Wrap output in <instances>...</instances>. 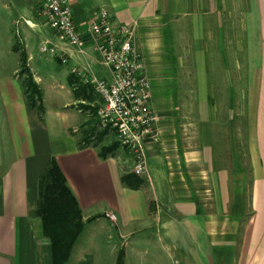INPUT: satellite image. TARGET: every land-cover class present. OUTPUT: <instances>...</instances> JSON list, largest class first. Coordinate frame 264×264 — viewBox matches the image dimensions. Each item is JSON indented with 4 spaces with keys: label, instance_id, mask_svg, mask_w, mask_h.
<instances>
[{
    "label": "crops",
    "instance_id": "obj_1",
    "mask_svg": "<svg viewBox=\"0 0 264 264\" xmlns=\"http://www.w3.org/2000/svg\"><path fill=\"white\" fill-rule=\"evenodd\" d=\"M14 1L0 0V49L15 58L0 69V264H53L35 214L51 160L85 221L64 264H264V0H68L82 32L99 9L114 27L134 26L159 118L136 190L121 181L134 174L125 149L99 155L114 133L79 136L91 115L76 106L96 116L101 103L72 70L112 81L95 44L79 51L38 15V0ZM14 47L42 116L25 103Z\"/></svg>",
    "mask_w": 264,
    "mask_h": 264
},
{
    "label": "built area",
    "instance_id": "obj_2",
    "mask_svg": "<svg viewBox=\"0 0 264 264\" xmlns=\"http://www.w3.org/2000/svg\"><path fill=\"white\" fill-rule=\"evenodd\" d=\"M38 1V15L69 45L81 51L88 41L95 44L112 81L77 69L72 73L89 85L100 100L99 128L115 134L119 146L133 160V173L142 176L146 170V143L156 137L159 118L151 106L150 81L134 43V26L114 27L108 12L99 9L82 32L76 28L68 0ZM40 50L49 52L47 45ZM60 61L66 64L65 58ZM110 218L115 219L113 215Z\"/></svg>",
    "mask_w": 264,
    "mask_h": 264
},
{
    "label": "trees",
    "instance_id": "obj_3",
    "mask_svg": "<svg viewBox=\"0 0 264 264\" xmlns=\"http://www.w3.org/2000/svg\"><path fill=\"white\" fill-rule=\"evenodd\" d=\"M13 51L18 53L20 60L19 75L25 103L29 109L42 116V94L26 66V55L17 47H14ZM118 146L119 143L115 142L114 145L102 147L100 157L105 158ZM121 181L132 190L144 185L143 180L135 174L124 175ZM35 214L42 223L43 233L51 242L53 264H64L72 245L82 231L83 224L77 201L54 160L48 163L39 178Z\"/></svg>",
    "mask_w": 264,
    "mask_h": 264
},
{
    "label": "rangeland",
    "instance_id": "obj_4",
    "mask_svg": "<svg viewBox=\"0 0 264 264\" xmlns=\"http://www.w3.org/2000/svg\"><path fill=\"white\" fill-rule=\"evenodd\" d=\"M15 2V4H16V6L20 9V7H21V1H19V0H17V1H14ZM91 6V8H99V5H97V6H94V5H90ZM20 30H23L22 28H20L19 26H17L15 29H14V36H16V37H19V36H22V34H21V31ZM38 42H39V37H38V34H31V43H34V44H38ZM16 45H17V43H16ZM0 57L2 58V59H4L3 61H5V64L0 68V69H3V70H8V71H10V69L12 68V66L14 65V56H11V55H9V54H6L5 53V51H4V49H0ZM23 79V78H22ZM87 94H88V98L92 101V99H94V97H93V89L89 86V85H87V84H85V88H82ZM93 107H91V106H86V105H84V104H79V105H77L76 106V110H80V111H89L90 112V115H91V118L88 120V124H85V125H87V127H88V129H90V127H91V130L90 131H88L87 129L86 130H84V131H82V133L79 135L80 136V138L81 139H83L84 141H86V142H95L96 140H97V137L100 135V133L101 132H104L103 133V135L104 136H108V135H111L110 133L111 132H109V131H107V130H102V129H100L99 128V126H98V123H96V125L94 124V122H95V120H97V112H96V116H95V114H94V112H93ZM96 118V119H95ZM236 122H237V120H236ZM92 123V124H91ZM93 125V126H92ZM92 137H96L95 139H94V141H91L92 140ZM91 139V140H90ZM100 141H98V143H97V145L98 144H100L99 143ZM114 141L113 142H111V144L112 145H114ZM98 146H100V145H98ZM102 147H105V146H100L99 148L101 149ZM214 148V147H213ZM99 149V150H100ZM217 164V163H216ZM218 165V164H217ZM247 163L245 162V161H241V168L243 169V170H247ZM212 197V195H211V193L210 192H208V194H207V196H205V198H208L209 200L208 201H210V198ZM247 209H246V206H243V213L246 211ZM81 218H82V215H81ZM87 221H92V219H88ZM84 223H85V221H83V218H82V224H83V226H84ZM83 229V228H82Z\"/></svg>",
    "mask_w": 264,
    "mask_h": 264
}]
</instances>
